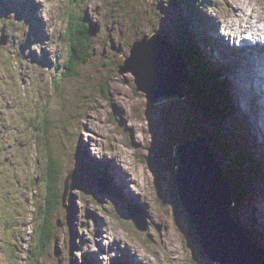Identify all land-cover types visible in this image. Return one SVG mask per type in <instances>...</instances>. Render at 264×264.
<instances>
[{"label": "rangeland", "instance_id": "rangeland-1", "mask_svg": "<svg viewBox=\"0 0 264 264\" xmlns=\"http://www.w3.org/2000/svg\"><path fill=\"white\" fill-rule=\"evenodd\" d=\"M181 1L187 10L171 0H0V39L2 32L6 38L0 46V264H34L40 212L52 229L38 264H211L176 195L179 163L173 149L202 137L195 129L218 138L217 124L187 100L168 102L152 88L138 92L134 73H118L135 40L156 33L176 46L179 30L185 31L182 22L194 40L199 31L209 34L211 46L203 55L207 51L222 66L230 84L227 96L235 111L222 127L225 156L218 151L213 157L234 190H244L239 195L244 203L233 201L229 210L232 226L249 237L254 229L250 241L264 250V109L256 107L264 93V0H202L206 13H193L194 0ZM69 7L90 21L92 40L88 63L64 78L63 18ZM214 32L229 38V47L222 48ZM243 41L259 50L260 73L253 70L254 57L248 59L251 71L236 65L240 52L251 54L245 47L227 53ZM165 47L154 42L150 59ZM221 53L237 67L233 74ZM145 64L152 75L158 55ZM162 64L169 65L168 59ZM239 75H247L248 85H240L245 79L239 81ZM45 149L61 173L54 212L46 210ZM241 167L253 173L236 174ZM96 177L110 178L113 188L106 194L95 190ZM127 205L144 218L145 232L128 218Z\"/></svg>", "mask_w": 264, "mask_h": 264}, {"label": "water", "instance_id": "water-1", "mask_svg": "<svg viewBox=\"0 0 264 264\" xmlns=\"http://www.w3.org/2000/svg\"><path fill=\"white\" fill-rule=\"evenodd\" d=\"M149 39H147L149 41L136 40L134 42L129 61L123 62V65L118 68V73L121 74L126 70L134 73L138 92H143L142 90L145 87L151 89L155 74H142L143 63L149 54L148 48L153 46L154 42L157 45L163 43L167 48L157 49L158 63L163 62L167 58L169 61L167 67L170 69V76L166 80L168 86L163 97L168 102L185 100L188 73L185 70L182 57L161 35L155 33ZM172 77H175V81ZM148 102L150 105L156 103L152 98L148 99ZM202 139V137L198 136L195 141L192 139L185 144H177L173 149V155L178 159L179 163L178 167L175 168L176 181L178 180L176 195L190 220L194 236L200 241L201 248L209 263L223 264L213 255V250L207 247V244L200 236L201 232H205L206 221L212 220L217 225L216 229L218 228V232L221 234L223 244L228 246V248L225 247V252L223 250V256L226 261H228L229 257H232L231 264H264V252L241 232L235 222L234 227L232 226L233 219L229 214V210L233 206L231 184L225 179L222 169L213 157L214 153L210 145ZM184 147L186 148L185 151H183ZM199 165L200 168L198 167ZM201 166H206L207 169ZM181 169L190 171V174L187 177L178 175L177 172ZM201 178L205 180L203 184H207L212 192V199L209 202H201L198 197L199 192L195 190L197 186L202 185L197 182ZM93 188L104 194L108 193L110 189L101 179L95 181ZM127 216L132 220L138 231H146L147 226L144 218L137 217L129 210Z\"/></svg>", "mask_w": 264, "mask_h": 264}, {"label": "trees", "instance_id": "trees-1", "mask_svg": "<svg viewBox=\"0 0 264 264\" xmlns=\"http://www.w3.org/2000/svg\"><path fill=\"white\" fill-rule=\"evenodd\" d=\"M171 1L175 4H183L186 10L188 8L186 7L185 1L184 2H182L181 0H171ZM199 4H201V0L199 1L195 0L191 3V5H199ZM209 8L210 7L208 6V9ZM72 11L73 10L69 7L63 18V23L65 25V28H64V35L62 37V41L66 42V49H67V55L65 57V61L62 64V68H61V74L62 77L64 78H71L76 76L78 74L77 71L78 67L82 64H86L90 59V51H91V38H92L91 27H90L91 24L83 13L75 12V11L72 12ZM180 25L184 26L185 31L181 29L179 31L186 32L187 29L186 23L179 24V26ZM184 47L186 48L187 52L184 49ZM195 47L190 46L189 41H187V45L185 44V46L183 45L180 48V51L184 53V57L186 58L188 57L196 67V70H194V68L191 66V69L194 70L193 72L197 79H190L191 84L188 89L189 103L203 116L221 122L223 116L226 117L229 115L228 104L226 103V101H224V99L227 100V93L225 96L223 89L224 83L222 81H218V83L214 82V79H217V74L213 73L211 70H208L203 65V57L198 54L197 49ZM198 82L199 84L197 85V90L194 91V86ZM226 111L227 113H225ZM197 131L203 134L210 144L214 145L211 146L213 152L220 151L221 153H224L225 156V149H223L225 147L223 139L216 140L215 137L214 138L211 137L207 133L202 132L200 129H197ZM218 132H219V138H221L222 128H219ZM216 134L217 132L215 133V136ZM245 144H247V142ZM242 151L243 150L240 147V149L236 154H240ZM45 152L47 155L46 158L47 174L45 175L44 182L49 195V197L46 200V210L47 212L49 210L54 212L57 206H59L60 204L58 201L60 200L61 193L58 188V185L55 184H57V180L60 177L61 173H59L58 167L56 166L55 162L51 159L52 156L50 154L49 149H45ZM237 162L240 161L237 160ZM92 167L93 166H90L91 169L97 170ZM241 172L243 171L237 168L236 174H240ZM257 174L258 176H261L260 170L259 172H257ZM243 191L244 190H242V192ZM232 192L236 205L237 204L238 206L240 204L242 205L244 201L241 199V197H239V195H242L240 189L236 188V190H234L232 185ZM251 193H252L251 191L248 192L249 198ZM41 214L42 212L38 214L39 223L37 224L38 228L36 229L34 248L32 253V258L37 259L35 260L34 264H38L40 258H37V256L39 257L43 256L44 248L45 246L47 247L51 239V235H50L52 229L51 220L40 219Z\"/></svg>", "mask_w": 264, "mask_h": 264}, {"label": "bare ground", "instance_id": "bare-ground-1", "mask_svg": "<svg viewBox=\"0 0 264 264\" xmlns=\"http://www.w3.org/2000/svg\"><path fill=\"white\" fill-rule=\"evenodd\" d=\"M247 20H249V19H247ZM247 23V22H246ZM177 26V25H176ZM178 32V31H177ZM251 34V33H250ZM259 34H263L262 32L261 33H259ZM264 35V34H263ZM246 37H248V38H250V37H252L251 35H248V36H246ZM242 39H243V36H242ZM247 40H249V39H247ZM250 41V40H249ZM247 42L246 41H243V44L240 42V44H238L237 43V48H238V50L240 49L241 50V48L242 47H245L251 54H242L241 52H240V55H241V57L239 58V63L240 62H242V63H244V66H248V68L250 69V64H249V62H248V59L250 58V60L252 59V57H254V59H253V61H252V66H253V70H254V72L255 73H260V70H261V67L260 68H256V64H257V60H258V52H259V50H257V49H255L256 48V46L255 45H253L252 43V41H251V43L249 42V44H246ZM259 44H260V42H259ZM253 52H254V54H253ZM148 56L145 58V60H144V63H143V69H142V73L144 74V73H146L147 75L150 73V68H148L147 66H146V64H145V61H147V62H151L152 63V61L153 60H155V59H157V51H155V52H153L152 53V57H151V59H150V54H151V52H150V50H149V48H148ZM234 62H237L236 60L234 61ZM159 64V66H158V69H157V71H154V72H152V74H154V73H156L155 74V79H154V83L153 84H151L152 85V89H153V92L154 93H158V94H156V95H161V94H163L164 95V93H166V90H167V86H168V82L166 81L167 80V78L170 76V69H167V66L166 65H164V64H162V62L161 63H158ZM262 65H264V61L262 62ZM151 68H155L154 67V64H152V66H151ZM240 68V67H239ZM241 69H243V67L241 68ZM250 71H251V69H250ZM243 72V71H242ZM247 76V75H246ZM246 76L245 77H243V75H239V77H241V78H239V81H241V80H243V79H245L246 78ZM175 77H172V79L175 81V79H174ZM261 78L262 77H259L258 78V80L260 79L261 80ZM251 82H253V83H257L258 84V82L256 81L257 80V78H256V80H254V79H252V78H250L249 79ZM247 83V85H248V81L245 79L244 80V82H242V83H240V85L242 86V87H245V84ZM146 88L147 87H145L143 90V92H146ZM238 88V87H237ZM256 88H257V90H258V86L256 85ZM262 88V90H263V87H261ZM253 90H254V95H255V89H254V87H253ZM263 92H264V90H263ZM242 93V92H241ZM238 94V89H237V91H236V95ZM257 94V93H256ZM263 95H264V93L259 97V99L260 98H263V101L260 103V101H259V103H257L256 102V107H259V108H262V109H264V97H263ZM249 96V95H248ZM241 97H243V93H242V95H241ZM246 97H247V94H246ZM227 100H228V96H227ZM235 102V101H234ZM233 102V103H234ZM236 104H237V102H236ZM258 104H259V106H258ZM237 109H238V111L240 110V107L239 106H237ZM248 115V114H247ZM250 115H252V113H250L248 116H249V118H250V120H251V116ZM263 129H264V127H262ZM262 128H260V130L262 131ZM195 131H196V133L197 134H200V132H198L197 131V129H195ZM264 131V130H263ZM264 133V132H263ZM202 135V138L210 145V143H209V141L205 138V136L203 135V134H201ZM202 139V140H203ZM203 140V141H204ZM204 141V142H205ZM205 142V143H206ZM185 143V142H184ZM211 147V146H210ZM211 149H212V147H211ZM213 151V150H212ZM214 153V152H213ZM174 156V155H173ZM219 164V163H218ZM220 166V165H219ZM199 168H200V165L198 166ZM202 168H206L207 169V167L206 166H201ZM177 174L178 175H181V176H185V177H187L189 174H190V171L188 172V170H179L178 172H177ZM71 177H72V175H71ZM199 178V177H198ZM198 184H202V185H199V186H197L196 188H195V190L196 191H198L199 193H198V197H199V200L201 201V202H209L212 198V195H211V190L209 189V187H208V185L207 184H203L204 182H205V180L203 179V178H201V179H199L198 181ZM118 193V192H117ZM122 197V196H121ZM233 201H234V198H233ZM235 204V203H234ZM233 206H235V205H233ZM233 211V210H232ZM187 215V214H186ZM216 224H215V222L214 221H212V220H207L206 221V227H204V230H205V232H201L200 233V236H201V238L205 241V243L207 244V247L210 249V250H213L212 252H213V255L215 256V257H217L218 258V260L220 261V262H222L223 264H231L232 263V257H229V259H228V261H226V259L224 258V256H223V250H224V252H225V247L226 248H228V246H227V244H223V241L221 240V234L218 232V228L216 229ZM136 228V227H135ZM244 237V236H243ZM222 244V245H221ZM246 246V245H245ZM219 249V250H218ZM226 254H228V253H226ZM229 255V254H228Z\"/></svg>", "mask_w": 264, "mask_h": 264}]
</instances>
